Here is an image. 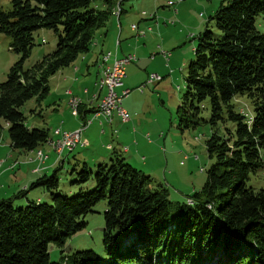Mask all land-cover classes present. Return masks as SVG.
<instances>
[{
    "label": "trees",
    "instance_id": "obj_1",
    "mask_svg": "<svg viewBox=\"0 0 264 264\" xmlns=\"http://www.w3.org/2000/svg\"><path fill=\"white\" fill-rule=\"evenodd\" d=\"M100 1L101 7L92 0H10L9 9L0 7V32L19 54L0 82V133L7 129L13 150L32 151L50 134L45 127H28L20 107L31 99L40 103L49 92L50 77L90 50L96 31L117 7L118 15L122 13L125 0ZM259 14H264V0H222L207 19L214 29L205 26L198 33L187 64L178 125L203 121L211 127L205 148L213 162L199 189L182 201L172 200L165 185L152 186L149 174L112 151L107 162L96 163L94 172L85 160H76L80 169H71L73 182L91 178L94 187L68 196L55 192L57 166L28 187H43L50 202L26 198V187L17 196L25 195L27 203L14 206V195L0 200V264H100L88 249L60 251L59 260L52 261L48 243L61 247L85 226L84 214L103 199L106 264H202L218 251L215 264H264V185L248 184L264 170V34L256 28ZM38 28L52 29L56 45L25 67ZM237 96L250 101L251 113L237 107ZM206 104L209 117L200 118ZM84 107L79 110L82 120L93 111Z\"/></svg>",
    "mask_w": 264,
    "mask_h": 264
},
{
    "label": "rangeland",
    "instance_id": "obj_2",
    "mask_svg": "<svg viewBox=\"0 0 264 264\" xmlns=\"http://www.w3.org/2000/svg\"><path fill=\"white\" fill-rule=\"evenodd\" d=\"M169 1L173 2V4L167 5ZM221 1H123L121 6L125 12L122 19H125V23L127 22L128 24L130 21L137 22L141 18H147L152 21V24L147 26L150 28L147 31V35L151 37L150 40L145 38L147 35L144 37L137 36L140 39L138 43L134 42L135 37L132 32L134 34L136 32L130 27L131 24L136 22L129 24L132 32L128 27L124 28L123 25L124 30L121 37L123 46H126V42L129 41L132 44L131 51L136 55L137 59L131 62L129 66H126L129 75L126 72L121 85L122 88L128 87L131 89V92L123 98L122 106L125 109L133 108L135 111L131 113V110H129L131 121L127 124L131 133L128 140L121 142L122 145L119 143L120 139L111 136L110 132L109 134L100 135L95 131L90 134L89 138L87 133H85L82 136L85 147H77L73 152L66 155L65 153L67 152H64L60 159L56 160L58 163L49 165V161L57 158L59 154H55L51 150V145L46 144L48 138L53 135L52 132L56 128L64 130L71 127L76 129L81 126L79 117H74L66 107L65 96L63 95L64 89H57L60 84V73H56L51 82L49 79V92L40 103L31 99L20 107L21 112L25 115V124L28 127H45L48 128L49 132L52 131L44 143L52 151L51 159L49 158L46 162L48 169L42 173L49 175L55 167L59 166L57 170L58 186L55 192L72 196L80 190L84 192L92 190L94 187L93 180L90 178L85 183H75L73 181L76 179V174L71 169L75 167L76 171H78L80 164H77L76 160L81 162L84 159L88 169L94 172L96 163L92 157L99 155L101 158L104 157V161H107L112 155L111 150L105 149V143L114 148L119 146L118 149L126 162L153 178L152 186L165 185L169 191V198L172 200L182 201L187 194L201 187L206 177L205 170L213 162V159L208 157L205 148V139L210 135L211 127L207 122L203 121L186 127L178 125L177 107L185 91L187 64L193 58V47L196 44L197 35L205 29V26L209 29H214L213 21H207V19L217 9ZM91 3L102 6L100 0H92ZM0 7L9 9L10 0H0ZM142 12H145L146 15H143ZM255 24L257 30L264 34V14L256 16ZM32 36L33 44L30 49V55L24 62L25 67H30L44 54L52 51L56 45L57 35L52 29L38 28L33 31ZM142 38H144V42H146V39L148 40L144 47ZM9 42L10 37L0 32V82L6 79L9 67L19 58V54L9 48ZM91 50L92 48L80 54L75 61L80 65L82 62L80 60L81 56H86ZM162 51L167 53L166 57L162 55ZM69 67L71 68L72 65L70 64ZM64 68H61L59 72L64 70ZM89 71L91 73L89 78H87L88 76L85 73V77L80 75L79 77L80 80L85 78L83 81L84 85L89 90H92L94 80L92 65H90ZM151 73L159 76L160 80L147 82L148 75ZM71 80L72 77L70 80L67 79L66 85H70ZM138 88H142L143 91L139 92ZM73 89L75 91V87ZM116 91H120V88L117 87ZM72 96L82 99L77 95H71L67 100L69 101ZM68 101H66L67 105ZM234 102L238 108L251 113L252 106L245 96H237ZM199 117L204 119L209 117L207 104L199 113ZM96 122L94 120L92 123ZM92 123L88 126L87 130L89 132L94 127ZM115 129L117 130L116 127ZM134 140H136L137 144H134ZM42 146L33 149V155H27L25 159V162L28 163L36 162L37 170H39L37 153L44 151ZM123 146H129V152L123 151ZM134 148L136 152H132ZM9 152H11V149L9 148L8 133L4 127L0 133V162H2L0 163L2 164L0 167V200L13 197L14 195L12 203L14 206H19L27 202L25 199L26 194L17 196L18 192L22 189L25 181H27V186L29 187L33 180L26 179L18 169H10V167H15L19 161L16 160L11 163V159L7 158ZM44 152L48 157L47 151ZM12 153L14 156L17 155V151L13 150ZM133 153H136L134 159L131 158ZM60 160H64L62 167H60ZM44 162L39 166H43ZM141 162L146 166H141ZM5 167L10 170L1 173V170ZM248 184H251L254 188L263 186L264 170L252 175L250 180H248ZM28 191H33L32 199H36V195L43 194L45 198L40 202H50V192L43 187L28 188ZM106 202V199L100 200L92 207L90 212L84 214L85 226L68 237L61 247L52 242L48 243L50 260L58 261L60 251L63 254H70L74 251L88 249L96 254L100 264L108 262L107 249L103 245V211L106 208ZM216 257H221V252L218 251L210 259L205 258L202 264H215L214 258Z\"/></svg>",
    "mask_w": 264,
    "mask_h": 264
},
{
    "label": "crops",
    "instance_id": "obj_3",
    "mask_svg": "<svg viewBox=\"0 0 264 264\" xmlns=\"http://www.w3.org/2000/svg\"><path fill=\"white\" fill-rule=\"evenodd\" d=\"M121 8H122V13L120 15H116V14H119V11H120L119 7H117L115 10V14L110 15L108 21L106 22V25L103 28L98 29L96 31L95 38H94V44L91 47L92 50L90 52H88V54L86 56L85 55L81 56L80 60H82V62L80 65L76 61H74L71 64L72 65L71 68L68 66V67L64 68V70H62L61 72H59L60 69L56 72V73H60V76H59L60 84L57 87V89H61V88L64 89L63 95L65 96V104H66L67 108H68V105H67L66 101H68L67 98L70 97L71 95H77L80 98H82L81 100L83 101V105L85 106L84 107L85 110L90 109L92 107H96V105L100 102V99L104 93V89H101L98 86L97 80L99 77L100 62H101L103 54H105V51L106 52L111 51L114 54L116 53L117 56L134 54L131 51L132 44L129 43V41H128V42H126V46H123V42L121 41V37H122L123 30H124L123 25H124V28L128 27V29L130 30L129 24L132 22H136V21H130V22H128V24H127V22L125 23V19H122L125 10L122 6H121ZM136 23H137L138 28L143 29V28H146L147 26L151 25L152 21L150 19H147V18H141L140 20H137ZM130 31L132 32V30H130ZM132 34L135 37L134 42L138 43L140 41V39L133 32H132ZM146 35H147V32H146ZM145 38L150 40L151 37L149 35H147V36H145ZM147 39H146V42H144V38H142L143 47L147 44V42H148ZM125 41H126V39H125ZM136 50L138 51L137 47H136ZM137 54H140V53H137ZM110 62H111V60H108L107 64ZM83 63H84V65H83ZM90 65H92L93 69H94V72H93L94 80H93V89L92 90H89L88 87H86L84 85L83 81L85 80V78H82V80H80V77H79V75L85 77L84 73L87 74V76H88L87 78L90 77V75H91V73L89 71ZM129 65L130 64H128L127 66H129ZM126 72H127V70L125 68V74H126ZM56 73L50 77V82L52 79H54ZM127 75H129V72H127ZM71 77H72V80H71L70 85H66L67 79L70 80ZM73 87H75V91H74ZM119 88H120V91L123 89L122 86ZM126 88H128V87H126ZM49 89H50V87H49ZM128 89H130V88H128ZM72 97H75V96H72ZM126 110L128 111V113H129V110H131V113L135 112L133 110V108L126 109ZM89 114L90 113L87 112L85 115L88 116ZM81 121H82V118L79 117V122L81 123ZM130 121H131V118L128 122H121L119 117L116 114H114L112 124L104 126L105 132L103 134L100 133V128H101L100 125L97 122L92 123V124H94V127L90 130V132L87 130L88 127L82 131L81 141L82 142L84 141L83 140L84 138L82 136L85 133H87V137L89 138L90 134L94 133L95 131L97 133H99L100 135L109 134V132H110L111 136L116 137L117 139H120L119 143L122 145L121 142L129 139V135L131 133L130 132L131 130L128 127L127 123H129ZM115 127L117 128L118 131L115 129ZM72 129H75V128L71 127L70 129H64V130H72ZM132 131H133V129H132ZM51 132H49V133L51 134ZM113 134H115V135H113ZM52 137H53V135H52ZM134 144H137L136 140H134ZM106 146H107V143H105V149H108ZM80 147L83 148V147H85V145L80 146ZM9 148L11 149V152L8 153L7 158L11 159V163L13 161H16V160L19 161V163L15 167H10V169H14V170L18 169V171L21 172V175H24V177L26 179L35 180L37 177H39L42 174L43 171H46L48 169V164L46 162L48 161L49 158L51 159V152L52 151L49 150V147L47 145L44 144L42 146V148L44 151H47L48 157H47L46 161L44 162L43 166L41 165V167H40L41 169L39 168V170H36V166H37L36 162H34V161L29 162V163L25 162L27 155L32 156L33 151L20 152V151L14 150L15 152L17 151V155L14 156V154L12 153L13 149L10 146V142H9ZM118 148H119V146H117V148L112 147V149H108V150L117 151L119 154L122 155L121 151ZM124 148L125 147L123 146V148H122L123 151H124ZM129 150H130V148L128 146L126 148V151L129 152ZM132 152H136V149L134 148V151H132ZM65 155H66V153H65ZM134 155H136V153H133L131 155L132 159H134ZM109 158H108V160H109ZM92 159H93V161H95V163L108 161V160L104 161L105 160L104 157L101 158L99 155L97 157H92ZM56 160H59L58 157L54 158V160H52V161H49V165H55L56 163H58V161H56ZM63 162H64V160L61 161L62 164H63ZM0 163H2V162H0ZM1 165L2 164H0V167H1ZM140 165L143 167L146 166L143 162H141ZM10 169H7V167H5L4 169L1 170V173L9 171ZM23 178H22V180H23ZM24 187H26V192H27L26 198L32 199L33 197H31V196H32L33 191L27 190L28 189L27 181L24 182L22 189H24ZM36 196L37 197H35V198L37 200H42L45 198V196H43V194H39Z\"/></svg>",
    "mask_w": 264,
    "mask_h": 264
},
{
    "label": "built area",
    "instance_id": "obj_4",
    "mask_svg": "<svg viewBox=\"0 0 264 264\" xmlns=\"http://www.w3.org/2000/svg\"><path fill=\"white\" fill-rule=\"evenodd\" d=\"M173 2H167V5H172ZM143 15H146L145 12H142ZM118 15V14H117ZM131 29L136 32L137 36L144 37L146 32L150 30L149 27L143 28V30L139 29L136 23L131 24ZM162 55L164 57L167 56L165 51H162ZM137 57L134 54H127L122 56H117L116 53H112L109 51V60H111L108 64H102V68H107L110 78V87L109 89H104V93L101 97V107H93V111L90 112L88 116H85V119L81 121V126L76 128L75 130H62L58 128V133L52 137L51 141V150L58 154L57 145L59 141H67V153L72 152L75 148L83 146L84 143L81 141V133L85 130L94 120L100 125V133L103 134L105 132V125L112 124L113 116L116 114L121 122H128L130 120L128 111L122 106V100L126 97L131 89L123 88L121 91H116L117 87L122 85V80L125 76V68L128 64L133 61H136ZM160 80V77L154 73L148 75L147 82H153ZM139 92H142V88H138ZM83 101L80 99L77 102L76 108H69L71 114L74 117H79V110L82 106ZM108 149H112L111 145L106 146ZM127 148V146H124ZM62 155L58 154V159H60ZM38 158V169L45 159L47 158V154L44 151H40L37 153ZM37 170V169H36Z\"/></svg>",
    "mask_w": 264,
    "mask_h": 264
},
{
    "label": "bare ground",
    "instance_id": "obj_5",
    "mask_svg": "<svg viewBox=\"0 0 264 264\" xmlns=\"http://www.w3.org/2000/svg\"><path fill=\"white\" fill-rule=\"evenodd\" d=\"M108 60H109V52H106L105 54H103L101 62H100L99 77L97 80V84L101 89H109L110 87V78H109V73L107 71V68H102V64H107ZM78 100L79 98L77 97H71L68 101L69 108H76ZM96 107H101V99H100V102L96 105ZM52 133H53V136L57 134L58 128H56ZM51 141H52V136L48 138L46 144L50 146ZM57 148H58L59 155H62L64 152H67V141H59ZM124 150H126V148H124Z\"/></svg>",
    "mask_w": 264,
    "mask_h": 264
}]
</instances>
